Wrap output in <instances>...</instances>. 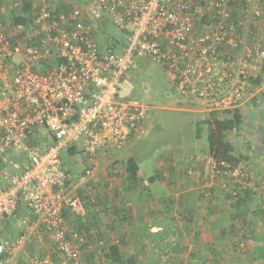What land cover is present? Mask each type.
I'll use <instances>...</instances> for the list:
<instances>
[{"label": "built area", "instance_id": "2783aa9c", "mask_svg": "<svg viewBox=\"0 0 264 264\" xmlns=\"http://www.w3.org/2000/svg\"><path fill=\"white\" fill-rule=\"evenodd\" d=\"M27 3L25 21L13 22L11 10ZM263 11L264 0H0V264H11L12 251L32 238L48 249L43 259L33 251L29 264H83L94 232L66 223L65 212L86 213L71 191L69 165L85 186L101 154L121 153L146 134L154 107L123 94L125 78L151 59L179 99L200 101L205 116L237 109L247 98L244 66L264 59ZM109 26L123 33V45L106 43ZM250 27L262 28L252 42L242 34ZM228 49H241L240 62ZM192 163L231 201L246 192L264 196V177L242 162L196 155ZM20 204L29 215L11 242L4 225Z\"/></svg>", "mask_w": 264, "mask_h": 264}, {"label": "crops", "instance_id": "0c3cea01", "mask_svg": "<svg viewBox=\"0 0 264 264\" xmlns=\"http://www.w3.org/2000/svg\"><path fill=\"white\" fill-rule=\"evenodd\" d=\"M262 18L264 19V11ZM249 30L251 32L246 29L242 34L249 36L251 38L249 42H252L255 40L252 36L257 35L262 28L250 27ZM261 44L264 48V39ZM228 53L234 55L237 61L242 56L241 49L238 51L228 49ZM237 67H241L240 63L235 66ZM244 67L247 68L249 83L246 85L247 98L238 107L242 115V126L231 139L236 155L241 156L249 165L253 177L260 178L264 176V59ZM235 68L234 71H237ZM130 76L132 74L125 78V84ZM258 76L259 84L255 85L254 81ZM236 78L237 75L234 74L232 83ZM130 83L126 88L123 86V91L130 87ZM176 98H173L174 104L191 101L192 105L189 108H179L176 105V108L173 106L174 108H163L160 111L159 109L156 111L157 105H155L149 111L150 114L144 124L145 136L149 132L154 134V131L161 126L159 122L163 125L167 117H177L176 110L182 109L192 113V155L206 151L203 134L199 140L194 136V122L199 119L201 102L193 97L183 100ZM165 135L170 134L165 133ZM159 137H162V134ZM143 138L132 139L129 147L123 151L126 155L101 154L102 160H111L109 164L114 168L112 173L116 174L117 178L106 176L99 180L100 184L111 185L112 190L106 185L105 191L99 187L97 192L87 193L92 203L96 204V199L99 204L93 210L94 215H85L81 218L83 228L95 232L93 238L92 236L89 238L90 250L94 251L89 254L87 252L83 262L108 264L105 258L101 257L99 260L95 257L94 252L99 245L117 244L125 258L134 257L138 264H197L203 261L204 264H227L228 259L234 255H242L246 258L245 262L240 264H264V225L258 223L259 219H264V205H262L264 196L248 197L238 213H235L238 220L231 226L232 207L236 203H232L233 200L231 201L227 194L217 189V180H209L205 169L201 165L195 166L191 160L189 165H182L186 169L195 171L193 177L172 173L167 170L168 167L163 162L157 163L160 170H163L161 178L153 177L157 169L156 166L153 168V155L141 158L139 151L133 155L130 153L140 148L139 142H142ZM168 152L169 150L165 151L164 155H168L166 154ZM131 156L140 166L137 188L116 193L118 185L122 187L124 184L122 163ZM165 176L170 178L167 179ZM74 182L77 184L76 178L74 181L71 177L69 181L71 188H74ZM73 188L71 191H74ZM123 188L127 187L123 185ZM204 192L211 193V198L202 202L201 194ZM65 216L66 223L70 227L82 228L79 221L75 222L76 219L72 214ZM243 218L245 225H242ZM9 241L12 242L13 239ZM243 250H245L244 254ZM20 253L21 249L12 251L11 264L18 263L17 257Z\"/></svg>", "mask_w": 264, "mask_h": 264}, {"label": "rangeland", "instance_id": "374dc122", "mask_svg": "<svg viewBox=\"0 0 264 264\" xmlns=\"http://www.w3.org/2000/svg\"><path fill=\"white\" fill-rule=\"evenodd\" d=\"M106 30L110 33V35L118 38V39H122L124 38V35L121 31H119L117 28L113 27V26H109V27H105ZM140 64H143L139 69L137 73H133L132 76H130V78L128 80H126V84H124V88H126L128 86V83H130V87L127 88L126 90L124 89L123 94L127 95L130 91V93L133 94V96L140 98L142 101L146 102L147 105L154 107L155 105H157V109L156 111H160V109L163 108H176V105L179 106V108H189L190 105H192L191 101H188L187 103H175L172 102L176 97L175 91L172 89V87L169 84V81L167 79V76L163 73V71L159 70L155 63L150 59L148 60H144V63L140 62ZM174 94H173V92ZM171 100V101H170ZM182 104V105H181ZM174 106V107H173ZM172 109H170L171 111ZM178 116L171 118V117H167L164 121V124L162 125V122H159V125H161L163 127V131L162 133H157L155 132L153 134V132H149L148 135L145 136L144 134V138L142 140L141 145L139 146L140 148H138L136 151H132L130 152L132 155L133 153L139 151L140 152V157H146L148 155L151 154V156L153 155V168L156 166V170H160V168L158 167L157 163H164V160L166 158H172L173 159V165H174V169H175V173H179L181 174V176H185V172H186V168L183 165H189L190 162L183 164L181 163L182 158H186L188 161L191 159L192 161V157L196 156L197 154L200 156H203L206 152L203 151L202 153H196L195 155H192V140H191V129H192V113L187 112L185 110L180 109V111H177ZM158 114V113H157ZM198 118L200 119H204L205 114L204 112L201 110V113L198 114ZM154 130V129H153ZM157 131V130H156ZM45 130L42 128L41 134H44ZM161 132V131H159ZM165 133H169L170 135H165ZM162 134V137H159ZM202 134L204 136V139L206 138V133L205 130L202 129ZM159 138V139H158ZM182 145V146H180ZM191 145V146H190ZM153 151L150 152V150ZM170 152L169 155H164L165 151ZM21 150L18 151V153H20ZM121 155H126V153L122 152L120 153ZM168 154V153H166ZM202 154V155H201ZM122 157V156H120ZM118 157V158H120ZM114 158V157H113ZM110 161L111 160H102L101 156L100 158H98V162H97V167L95 168V174L93 177V181L89 184L91 186H93L95 188L94 192L98 191L99 187H102L101 190L105 191V186H109L108 184H100L99 180L104 179L106 176H112L117 178L114 173H112V171L114 170V168L112 166H110ZM70 168L72 169V173L70 175V177H72V180L74 178L77 177V173L79 172V169L74 166V164L69 165ZM165 170V169H164ZM251 171V169H250ZM163 172V170L161 171V173ZM152 173V172H150ZM183 173V174H182ZM252 173V171H251ZM164 174V173H163ZM253 176V174H252ZM186 177V176H185ZM264 177V176H263ZM260 177V178H263ZM165 178H170L165 176ZM260 178H256V179H260ZM74 190L76 191V189H81L82 187L86 186H78L75 182H74ZM123 184V183H122ZM106 186V187H107ZM111 187V185L109 186ZM93 188V189H94ZM112 190V187H111ZM108 191V189H107ZM116 193L120 192V191H125V188L118 185V188L115 190ZM73 193H75L73 191ZM264 205V204H262ZM21 212L23 213L25 211V208L23 206V204L20 207ZM20 220V218L14 216V217H9L6 221H5V225H4V233L2 235V237L6 240H10V239H14L16 238L19 234H20V229H19V223L18 221ZM259 224H263L264 225V219L258 221ZM69 226V225H68ZM69 228H74V227H70ZM34 240H32V242H29L23 249H21V253L18 255L17 259H18V264H29L28 260H29V256L33 253L34 250L37 251H41V252H46L48 249V245L47 242L45 240H42L41 242H38L36 240V238H32ZM37 242V243H35ZM249 249H247L248 251ZM204 251V250H203ZM242 251V250H241ZM243 250V254H244ZM236 252V251H234ZM254 252V251H253ZM184 252H181V254ZM246 258L242 257V255L240 256H233L232 258L230 257V259H228L227 264H240L244 263ZM254 259V257H253ZM183 264V263H181ZM200 264V263H197Z\"/></svg>", "mask_w": 264, "mask_h": 264}, {"label": "trees", "instance_id": "16d2710c", "mask_svg": "<svg viewBox=\"0 0 264 264\" xmlns=\"http://www.w3.org/2000/svg\"><path fill=\"white\" fill-rule=\"evenodd\" d=\"M30 10H31V5L29 3L22 4L18 9L11 10L13 22L23 23L25 21L26 17L29 15ZM104 32L107 35H110V33L106 30V28L104 29ZM110 36L112 39H105L106 43H111V45H114L115 43H118L120 45L124 44V38L118 39L112 35H110ZM163 73L165 74L164 71H163ZM130 94H132V93H130ZM173 94H174V92H173ZM174 95H176V92ZM176 97H178V96L176 95ZM176 97H175V99H177ZM180 99L183 100L181 97H180ZM205 117L206 118H204V119L199 118L198 120H195V122H194V136H195L196 140H199L202 137V129L205 130V133H206L205 141H206L207 150L205 151L206 153L203 156L208 155V156L213 157L215 160H218V161L223 160V161H226V162L231 163V164L242 162V163L246 164V166H249L244 161V159L241 158V156L238 157L236 155L234 143H233V140L231 139L232 135H235L241 129V126H242V115H241L239 109L238 108L233 109L231 111L224 112L223 114L212 113V114L207 115ZM159 131H161V132H159ZM162 131H163V127L160 126L158 128V130L154 131V132L162 133ZM27 143L28 144L34 143L33 136L29 137V139L27 140ZM152 151H153V148H152ZM68 153L70 156L74 154V152L72 150L68 151ZM104 154L107 155V154H109V152H105ZM169 154H170V152H168V155ZM14 159L15 158H13L12 160H14ZM164 164H166V166L168 167L167 168L168 171H171L172 173L175 172L172 158H170V157L166 158L164 160ZM21 166H22V168H25L24 165H21ZM122 166H123V171H124V184L123 185L125 187H127V188H125V191H132L133 189L135 190L137 188V184L140 180V166H139L138 161L134 157L131 156V157H128L124 161V163H122ZM4 168H5V165L2 161V159L0 158V189L1 190H3L6 187V183L1 179V172L3 171ZM71 171H72V169L69 166V173L70 174H71ZM161 175H162L161 171L155 170L153 177L161 178ZM92 181L88 182L86 185H89ZM91 185H89V187L86 186V188L78 189L76 191L77 195L81 198V200L84 203V207H85V211H86L85 215H88V216L94 215L93 210L99 204V202H97L96 199H95L96 204L92 203L88 199L89 197L87 196V193L95 191V188ZM250 196H252L251 193L246 192L241 197H237L236 199H233L232 203L235 202L236 204L234 205V207H232V217H231L232 224H231V226L235 225V221L238 220L235 213H238L239 209L242 207L243 204L246 203L247 198ZM201 198H202V202L206 201L203 198V193L201 194ZM232 203H231V205H232ZM20 207H21V204L17 208L14 216H16L18 218H20V217L22 218V217H25V215L26 216L29 215V214H27V212L22 213L20 210ZM66 214H68V213L65 212L64 215H66ZM85 215L83 217H85ZM83 217H81V218H83ZM65 218H66V216H65ZM74 218L76 219L75 222L79 221L80 224L82 223L81 218H76V217H74ZM242 220H243L242 225H245L244 218ZM81 226H82V224H81ZM82 228H83V226H82ZM82 228L78 229V227L75 226L73 229H76L78 231H84L86 233L89 231L85 227L83 229ZM92 238H93V236H92ZM88 241H89V239H88ZM89 244H91V242ZM93 251L94 250H89L88 254L93 253ZM95 251L100 252V255H102L101 257L105 258V260L108 261V264H138L137 260L134 257L125 258L122 255V253L120 252V248H119V246H117V244L116 245H109V246L108 245H99V247ZM34 252L36 254H38L41 257V259H43L44 256L46 255L45 252H41V251H37V250H34ZM96 252H94V254ZM86 253L87 252L83 253V257H84V255H86ZM99 260H101V259L99 258ZM86 263L87 262H85L84 264H86ZM200 264H204V261L201 262Z\"/></svg>", "mask_w": 264, "mask_h": 264}, {"label": "water", "instance_id": "95a60500", "mask_svg": "<svg viewBox=\"0 0 264 264\" xmlns=\"http://www.w3.org/2000/svg\"><path fill=\"white\" fill-rule=\"evenodd\" d=\"M259 79H260V77L258 76V77L256 78V80L254 81V84H255V85H258V84H259Z\"/></svg>", "mask_w": 264, "mask_h": 264}]
</instances>
